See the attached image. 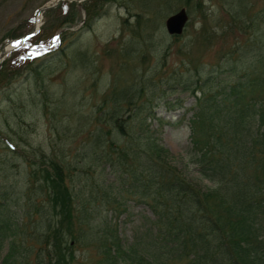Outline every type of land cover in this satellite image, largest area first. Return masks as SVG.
<instances>
[{"label":"rangeland","instance_id":"1","mask_svg":"<svg viewBox=\"0 0 264 264\" xmlns=\"http://www.w3.org/2000/svg\"><path fill=\"white\" fill-rule=\"evenodd\" d=\"M50 1L0 0V51L10 38L30 30L37 9ZM71 2L53 8L50 16L44 14L41 27L49 31L46 42L37 46L26 43L25 48L43 55L16 70L24 60L23 51L17 60H8L0 67V188L9 190L11 210L30 232L19 246L25 251L37 243V233L46 230L43 212H32L34 204L40 201L51 215L54 212L45 195L36 190L38 185L33 188L27 182L28 178L36 183L43 181L42 160L53 158L63 163L72 179L70 186L84 189L86 198L91 199L88 192L95 182H104L105 178L113 181V174L103 170L109 137L100 143L97 155L89 144L100 118L97 108L107 97L109 100L116 84L146 87L138 99L146 109L135 121L148 117L151 110L153 116L144 126L157 130L154 136L161 138L169 151L167 160L205 188L212 183L201 178L191 150L189 119L196 96L184 90L182 83L223 72L229 62L239 64L244 56L248 58L245 64L254 60L256 66L264 64V0L79 1L86 3L89 11ZM181 7L187 8L190 21L183 34L173 36L166 29V19ZM61 32H65L61 47L66 52L61 54L57 49L48 55L57 46ZM37 64L39 73L33 70ZM128 113L125 110L123 115ZM182 117L180 124L171 123ZM106 118L101 117L103 124ZM115 136L116 142L124 143L121 134ZM7 139L17 144V150L10 149ZM102 153L101 159L96 158ZM118 192L120 189L113 187L110 196ZM122 201L124 206L119 209L101 195L91 201L93 222L87 223L88 230L79 242L69 241L77 256L73 264H98L102 258L99 237L106 222H112L125 246L154 227L151 220L155 214L144 201L127 196ZM57 219L55 230L62 228ZM6 251L7 246L4 254ZM28 259L29 263L22 259L21 264H39L34 255Z\"/></svg>","mask_w":264,"mask_h":264},{"label":"trees","instance_id":"2","mask_svg":"<svg viewBox=\"0 0 264 264\" xmlns=\"http://www.w3.org/2000/svg\"><path fill=\"white\" fill-rule=\"evenodd\" d=\"M47 31L45 27L32 40L39 42ZM58 51L64 54L66 49ZM245 59L247 56L239 64L229 62L216 75L182 83L184 90L200 93L190 120L192 150L201 178L209 179L212 185H196L167 160L169 151L161 138L154 136L157 130L144 126L153 116L151 110L148 117L135 121L146 109L138 100L146 87L116 84L110 101L107 97L97 108L100 118L89 144L97 155L100 143L109 137L103 170L113 174V181L105 178L104 182H95L88 192L91 199L86 198L84 189L73 191L63 163L53 158L42 160L43 181L36 183L28 178L27 182L33 188L38 185L36 190L45 195L54 212L51 215L40 201L34 204L32 212H43L46 230L37 233V243L27 251L19 246L30 232L11 210L9 190L1 187L0 264H21L24 259L29 263L31 255L39 264H73L77 256L70 243L79 242L88 230L87 223L93 222L91 201L99 195L107 203H116V209L124 206L126 196L144 201L156 218L152 221L155 228L128 246L122 243L112 222H106L99 237L102 258L98 264H169L184 257L190 259L185 264H264V64L256 66L255 60L245 64ZM33 70L39 73L40 65ZM125 110L128 116L123 115ZM101 117H107L104 124ZM115 133L124 137L123 144L114 140ZM113 187L121 191L115 197L110 196ZM56 217L62 224L58 230ZM164 254H168V261Z\"/></svg>","mask_w":264,"mask_h":264},{"label":"water","instance_id":"3","mask_svg":"<svg viewBox=\"0 0 264 264\" xmlns=\"http://www.w3.org/2000/svg\"><path fill=\"white\" fill-rule=\"evenodd\" d=\"M58 3V1L56 2ZM55 4H48L45 9L54 6ZM44 10V9H43ZM188 20V14L186 8H182L180 11L170 16L167 21V29L171 34H181L183 32V28Z\"/></svg>","mask_w":264,"mask_h":264},{"label":"bare ground","instance_id":"4","mask_svg":"<svg viewBox=\"0 0 264 264\" xmlns=\"http://www.w3.org/2000/svg\"><path fill=\"white\" fill-rule=\"evenodd\" d=\"M40 17L41 16L39 15V12L36 13V18H37L38 23L40 22ZM13 46H14V43H9L8 45L4 46V48L0 51V61L8 55V53L11 51Z\"/></svg>","mask_w":264,"mask_h":264}]
</instances>
